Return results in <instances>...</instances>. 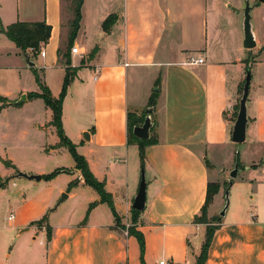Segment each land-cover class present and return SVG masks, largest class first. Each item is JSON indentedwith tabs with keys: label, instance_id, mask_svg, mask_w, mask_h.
<instances>
[{
	"label": "crops",
	"instance_id": "1",
	"mask_svg": "<svg viewBox=\"0 0 264 264\" xmlns=\"http://www.w3.org/2000/svg\"><path fill=\"white\" fill-rule=\"evenodd\" d=\"M64 1L0 0V30L17 22L51 27L42 46L46 55L39 54L34 68L43 71V82L56 99L66 76L59 50L66 45L71 19L70 12L64 14ZM235 13L220 0H84L73 45L84 55L70 54L77 73L63 101L62 128L105 184L119 220L84 182L72 156L65 158L68 164L57 161L49 168L0 156V179L5 180L0 264H141L139 242L125 230L130 226L144 237L145 264H196L205 231L195 218L213 182L210 164L231 159L232 118L247 57L258 62L264 54V38L256 32L257 47L244 49ZM109 16L115 23L105 32ZM6 38L0 31V69L12 64L13 75L26 63L31 68L29 52L26 57ZM5 46L12 52L1 49ZM194 52H200L196 57L204 59L202 65L190 64ZM1 79L0 97L15 102L29 94L16 86V78ZM157 90L151 115V137L157 143L146 148L144 162L146 206L133 223L142 162L139 145L129 139L128 115L146 109ZM253 103L255 138L264 142V105ZM53 117L52 111L49 124L40 128L52 125ZM57 138L53 151L66 149L58 147ZM57 169L70 171L58 176L63 184L57 179L44 183L43 177ZM18 172L42 180L19 178ZM63 194L67 198L59 203ZM222 196L220 191L216 200ZM258 203L221 218L207 264H264V202Z\"/></svg>",
	"mask_w": 264,
	"mask_h": 264
},
{
	"label": "rangeland",
	"instance_id": "2",
	"mask_svg": "<svg viewBox=\"0 0 264 264\" xmlns=\"http://www.w3.org/2000/svg\"><path fill=\"white\" fill-rule=\"evenodd\" d=\"M220 2L226 9L236 12L235 16L236 14H239V24L241 25L242 30L244 23V11L246 6L249 4L251 7L250 14L253 31L256 32L259 37L262 36L264 38V2H261L260 0H220ZM70 7V1L65 0L64 14H69ZM67 27L69 32V24ZM5 41L8 43L9 40L6 38ZM1 49H6L7 51L12 52V50H10L11 48L7 46L1 47ZM42 49L43 48H41V51ZM60 49L63 54L69 51L68 39L66 45H60ZM27 52H29V59L32 62H34L40 54V52L36 53L34 49H29ZM199 55L200 52L193 53V57ZM247 59V69L251 67L252 72V81L248 101V117L251 123L252 117H254L255 114V105L253 101L257 100L261 106L264 105V54L258 62L250 59L249 55ZM38 61L39 64H41L43 60L39 59ZM60 61H65V59L63 60V56ZM26 64H24V68H17L15 72H13V75L10 71L12 68L9 67L12 64H6L7 67L1 64L3 68L0 69V79L2 78L1 80L5 81L8 79L10 81L12 77L16 78V86H21L23 89H27L29 94L41 93L35 74H38L41 79L44 80L43 71L37 68H28ZM241 87H243V82L241 83ZM241 87L238 92L237 104L233 113V122L236 121L240 100L243 94ZM29 94L27 95L28 99L30 98ZM19 96L21 97V95ZM19 96H17V98ZM155 96H158V93ZM15 102H13V104ZM8 103L9 102L3 103L0 101L1 158L6 160H16L18 162H26L28 164L36 163L43 168H49V166H52V164H55L57 161H61V163L65 165L68 164L65 158L69 157L71 159V154L67 148L53 151L58 140L54 117L52 125H50L47 129L40 128L43 127L44 124H49L52 119V111L47 108L48 106L45 101L42 98H30L20 106H15L17 104L8 106ZM149 107L150 106L147 108ZM146 109H143L140 113L133 110L131 113V125L136 124L139 121L141 122L140 125L144 123L145 117L143 114ZM253 125L254 124L252 122L248 127L247 140L245 143L239 145H236L233 142L230 143L232 151L231 159L229 161L226 156H224V159L220 158L218 162L212 160L210 164V155L208 156V162L212 168V181L214 184H218L220 186V191L223 196L220 200H216V196L218 194L214 197L211 205L208 207L207 215L205 218H202V221H200V224L203 225L205 235L207 229H213L221 221L219 220V215L225 206L224 191H226L229 186L230 173L235 168L237 151L240 152L239 172L230 189L229 208L226 216H229L232 211L239 208L244 209L249 206L250 208L251 206L255 208L259 205V201L264 202V188L260 186L261 182L264 181V142L255 138L256 129ZM130 140L133 141V138L130 137ZM58 147L61 148L59 144ZM6 163L7 165H10L8 162ZM0 173H2L1 167ZM59 175L52 179H44V183L55 181L57 179V184H63V178L58 179ZM4 181L5 180L0 179V186L5 184ZM201 216L202 213L199 217ZM119 225V227L123 228L121 224ZM1 226H3V224ZM125 228L129 234V230L133 227L130 226Z\"/></svg>",
	"mask_w": 264,
	"mask_h": 264
},
{
	"label": "trees",
	"instance_id": "3",
	"mask_svg": "<svg viewBox=\"0 0 264 264\" xmlns=\"http://www.w3.org/2000/svg\"><path fill=\"white\" fill-rule=\"evenodd\" d=\"M69 1L71 4V7L69 8V12L71 16V19L69 22V32H68L69 51L63 54L62 50L61 49L59 50L60 56H63V60L65 59V61H61V62L66 67V76L64 79L62 92L59 98L57 99L54 98L50 90L48 89V87L44 84L41 77L38 74H35L37 83L41 90V93H32V94H29V97L30 98H42L45 101L46 105L53 111L54 123L57 128L58 137L60 139V142H59L60 147H65L68 149L69 153L71 154L72 158L74 159L76 163V169H78L82 174L84 182L88 186L92 187L98 193V195L100 196V201L102 203H106L110 207L116 219L119 220L116 210L114 208L113 200L110 194H108V192L105 189V184L103 182H100L94 176V174L90 170V167L86 159L77 152L76 146L66 137L64 130L62 128L63 101L66 97L68 87L74 80L76 73H77V69L72 68L70 54H71V49L73 48L74 42L77 38V35L81 27L82 7L84 4V0H69ZM114 23H115V18L113 16H109L103 23L104 31L109 32L110 28L113 26ZM0 31L4 33L6 37L16 45L26 57H28L27 51L29 49H34L36 53H39L41 51L42 46L48 43L51 37L52 29L46 23L17 22V23H14L8 26L7 28L1 27ZM244 83L245 81L243 82V86H244ZM157 86H159V84ZM241 89L243 93V87H241ZM157 93H159V90L154 91L152 98L150 100L149 108L156 106L157 96L155 95ZM0 101L3 103L9 102L8 106L15 105L13 104V102H11L10 100L4 97H0ZM20 105H15V106H20ZM143 116L146 118L147 115L145 112ZM128 122H129V130H128L129 139L130 137H132L133 141L137 142V144L139 145L142 167L144 168L146 148L148 146L156 144L157 140L155 137H151L148 140H140L134 136L133 128L137 125H140L141 122L139 121L136 124L131 125V113L128 115ZM133 141L130 140V142H133ZM69 172L70 171L67 169H57L50 175L44 176L43 178L52 179L61 173H69ZM78 183H79L78 180L70 183L68 187V191L72 190ZM219 191H220V186L218 184H214L213 182H210L208 184L206 201L201 210L202 216L201 217L197 216L195 218L196 223L200 224V221L203 220L202 218H205V216L207 215V210H208L209 205H211L214 197L219 193ZM132 213H133V223H134L137 221L138 216L142 212H139L133 209ZM219 220H221V217L219 218ZM220 222L213 229H207V232L205 235V241L202 245L201 253L196 259V264H207L209 249L214 239L215 233L219 229ZM129 235L137 238L139 245H140V249H141V264H145L144 262L145 241H144L143 235L133 228L129 230Z\"/></svg>",
	"mask_w": 264,
	"mask_h": 264
},
{
	"label": "water",
	"instance_id": "4",
	"mask_svg": "<svg viewBox=\"0 0 264 264\" xmlns=\"http://www.w3.org/2000/svg\"><path fill=\"white\" fill-rule=\"evenodd\" d=\"M261 2H264V0H260ZM251 7L248 4L245 8L244 11V23H243V32H244V40H243V47L246 50H253L254 48L257 47V42H256V36L252 28L251 24ZM28 66L31 68H34L36 64L32 61L28 62ZM252 81V72H251V67L247 69L246 72V78H245V83L243 86V94L240 100L239 104V110H238V115L236 118V121L233 126L232 130V136L231 140L234 144L239 145L243 144L247 140V130L248 126L250 123L249 117H248V100H249V95H250V85ZM27 101V95L23 94L21 98L16 101L14 104L20 105L23 104L24 102ZM154 112V108H148L145 110L146 113V118L144 120V123L142 125L135 126L133 128V134L136 138L140 140H148L151 137V129L153 126L152 123V117L151 115ZM84 138L86 140H89V135L86 133L84 135ZM239 161H240V152L237 151L236 154V164L234 170L230 173V180H229V186L227 187L225 191V206L223 210L220 213V217H224L226 215V211L229 208V193L230 189L233 185L234 179L237 178L238 172H239ZM17 177L19 178H24L29 181H37L40 182L42 180L41 175H28L23 172H18ZM146 189H147V182H146V176H145V171L144 168H142V176H141V182L139 186L138 193L135 197V200L132 204V208L136 211L143 212L145 210L146 206ZM67 198V194H63L60 202L62 203L65 199Z\"/></svg>",
	"mask_w": 264,
	"mask_h": 264
},
{
	"label": "built area",
	"instance_id": "5",
	"mask_svg": "<svg viewBox=\"0 0 264 264\" xmlns=\"http://www.w3.org/2000/svg\"><path fill=\"white\" fill-rule=\"evenodd\" d=\"M71 54L75 55V54H80L81 56L84 55L83 52H80V49L77 47V46H74L72 49H71ZM40 55L42 57H45L46 53H45V50L42 49V51L40 52ZM204 63V59L202 57H192L191 60H190V64L191 65H202ZM13 219V216L10 217V220ZM161 264H164V262H162Z\"/></svg>",
	"mask_w": 264,
	"mask_h": 264
}]
</instances>
